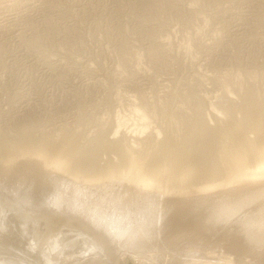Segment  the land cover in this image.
Wrapping results in <instances>:
<instances>
[{"label": "rangeland", "instance_id": "rangeland-1", "mask_svg": "<svg viewBox=\"0 0 264 264\" xmlns=\"http://www.w3.org/2000/svg\"><path fill=\"white\" fill-rule=\"evenodd\" d=\"M249 94L254 113L264 104V0H0V134L35 154L19 152L0 163V234H12L20 221L32 223L27 232L35 247L61 234L62 250L64 234L75 238L78 231L95 242L99 264H264V243L246 242L247 234L232 237L237 231L230 225L264 195L216 231L186 227L181 223L191 214L181 203L190 201L193 213L199 198L212 204L221 188L143 195L125 182L129 174L124 181L118 172L109 175L107 164L119 160L106 147L98 154L105 168L100 177L73 167L76 157L54 170L51 152L39 148L48 141L58 150L63 141L59 150H65L75 137L83 150L96 138L119 140L140 160L146 154L147 163L151 154L162 155L165 137L183 140L195 112L215 141L227 138L226 130L254 140L257 132L244 122ZM136 108L147 129L134 134L141 125ZM167 158L162 184L174 176L172 155ZM182 175L192 190L224 179ZM113 220L129 222L126 235L111 230Z\"/></svg>", "mask_w": 264, "mask_h": 264}, {"label": "bare ground", "instance_id": "bare-ground-1", "mask_svg": "<svg viewBox=\"0 0 264 264\" xmlns=\"http://www.w3.org/2000/svg\"><path fill=\"white\" fill-rule=\"evenodd\" d=\"M247 97L248 98L245 99L243 105V110L245 112L244 122L248 123L250 128L257 132V137L254 140L248 139L243 135H238L239 137L235 139L226 130L228 137L222 139L221 142L215 141L214 132L206 128L202 119V115L199 112H195L192 122L188 126H186V134L183 140L177 142L173 140L174 138L170 140V137H165L166 139L160 145L162 155L157 153L151 154L148 158L147 163L145 160L147 158L146 154L144 157L145 159L143 158L145 161L140 160L137 156V151L135 153L131 152L128 148H126V146L122 145L119 140L109 141L108 144L106 143V145L104 141H101L102 139L100 140L99 138H96L93 143L91 142L92 144L90 146L83 150L80 147L79 143L74 142L76 137H71L74 138L71 139V141H74L71 142L68 149H62L64 152L62 154V150L60 151L59 149L62 148L61 143H63V141H61L58 150L55 148L54 144L51 145L48 141H42L40 145H38L39 148L42 149V151L44 150L43 152H46L45 150H47V152H51L50 156L54 157V160L50 156H48V158H51V160L49 158L48 161L50 160V162L55 163L54 167H52L56 168L54 170L63 169V167L60 165L66 164L67 160L65 159L64 161L65 157H67L68 160L76 157L77 160L74 161V163L72 162L75 166L72 165V160L70 162L68 161L67 163H70L71 166L75 167L77 170L90 172V175L92 177H100L102 175H105L103 173L105 172V168L102 169L100 165H98L97 159L98 154L101 152V149L103 147H106L109 151H114L119 160L118 162H109L107 164V171L108 173L110 172L109 175H113V173L118 172V174H114L115 177H117L116 179L124 181V177L126 174L123 173L125 172L129 174V177L125 182L127 184H133L134 189L143 191V195L147 192H159L161 194L167 192L169 196H171L173 193L174 194L172 196L180 195V193H182V195L180 196L183 197L185 195H193V193H196L197 195L199 193L205 192L208 189L210 190L214 188H221L222 190L216 193L215 196H213L214 201L212 204L210 201V204L207 203L208 201L206 202V197L202 196V198H199L201 199L198 202L199 208L196 207L197 209H195V212L193 213L191 211V207L187 206L190 201L188 202L187 200V204H185V202L181 203L182 205L184 204L183 207L185 209L187 208V211L184 209L183 211H186L187 214H191V216L189 215L191 220L189 219V217H187L186 214V220H189H183V223L179 221L181 224L185 225L186 227H190V225H198L199 227L202 226L203 228L206 226L213 228V230L216 231L218 228L223 226L226 221L235 216V214L239 210H241L242 207L258 200L260 196L264 195V104L258 105L256 109L253 108L256 111L252 113L250 108L254 105H252L251 95L249 94V96ZM226 101L227 100H225L223 106L231 111L232 103ZM134 111L136 112L135 114H137L138 120L140 121L139 124L141 125L139 126V128L137 127L138 132L135 131L134 133L133 129L131 130V132H133L134 134L144 132L145 129H147V126L144 124V122L146 121V115L144 113H141L137 108L134 109ZM121 125L122 124L119 121L116 126L117 128H115L113 132L114 135L119 133ZM165 135L167 134L165 133ZM8 140H6V137L0 134V163H3V160L6 161V159L9 157L13 156L14 158L15 154L17 155L19 152H21L20 154H28V156L30 157L31 155H35L33 152H31V149L29 147L24 146L25 148H22L21 146H15ZM133 144L135 145L137 144V142L133 141ZM192 144L197 145L195 148H192ZM57 145L58 143H56V147ZM52 150H54L53 153L56 150L59 151L58 153L64 156L63 160L62 158H60V154L58 155L57 151V154L54 153L52 155ZM84 151H86V153H84ZM188 151L191 152L190 156H187ZM45 155L43 154V156ZM171 155V167L167 165L168 163L166 164V166H169L171 168L172 174L174 176L173 178H168V180H162L163 182L165 181V183L169 182L170 186L167 187L164 186L165 183L162 184L160 180L162 179L161 174L163 175L164 172V165H162V161H164L163 159L165 157V161H167V157H171ZM253 164H255L254 168H251V165ZM122 165L125 166V170L113 171L116 170L117 167H121ZM64 167H66V165ZM184 172L192 174V177L197 179L202 175L213 177L221 175L224 177V179L222 182H214L206 186L205 184H202L200 189L197 190L196 188H198V186H196L195 188H193V190L195 189L193 191L191 188L193 187V183H190L189 181L188 183L187 180L185 182V179L182 175V173ZM185 177L187 178V176ZM124 184L123 186H125ZM232 186L234 187L230 190H227L228 187ZM35 196L36 195H34V197ZM181 204L180 206H182ZM188 208L191 212H188ZM126 210L129 211L130 207L126 208ZM184 212L181 211L182 214ZM181 213H178V217H182V215H180ZM207 213L210 214L208 215ZM211 214H213L214 216H212ZM245 214L246 216L240 217L241 219L236 220L237 222L234 221L235 224H230L232 227L236 226V228H233V230L231 228L229 230H232V232L237 231L236 233H232V237L236 236L235 234L237 233L245 235L247 234L246 242L251 241V243H253L252 241H254L264 243V202L256 206V208L254 210H251L249 214ZM183 215H185V213ZM117 221H111L110 228L112 231H114V233L118 235V237H122L123 234L128 232L131 226L129 222H125L124 224L120 225L117 224ZM21 223L23 224V221H20V225H17V227H15V232H12V234L8 236H6L5 234H0V264H99V262H96L99 260L97 254L98 251H95L94 248L96 247V245L91 237L78 231L76 232L79 235L77 236L79 237V239H76L77 237H70L68 236L69 234H64V249L60 250L59 248L60 246H62L61 238L63 236L61 234H54L50 235V237H48L47 239L40 240L39 245L35 247V241H32L35 238H32L34 235H31L30 232H27V229L32 228L33 224L28 223V227H25L22 226ZM68 238H74V240L71 242L67 240ZM57 243L59 244V246H57ZM258 251L261 252L260 250ZM49 253L51 256L49 255ZM90 259L95 262L92 261L87 263L88 261H91ZM223 262H225L226 264L231 263L229 260H227V262ZM151 264H153V262ZM206 264H210V261H208V263Z\"/></svg>", "mask_w": 264, "mask_h": 264}]
</instances>
